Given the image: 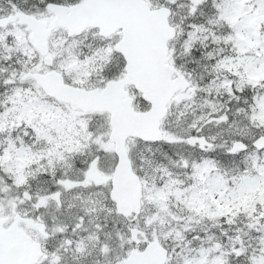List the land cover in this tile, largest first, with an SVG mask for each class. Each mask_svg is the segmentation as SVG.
Listing matches in <instances>:
<instances>
[{
  "label": "snow or ice",
  "instance_id": "obj_1",
  "mask_svg": "<svg viewBox=\"0 0 264 264\" xmlns=\"http://www.w3.org/2000/svg\"><path fill=\"white\" fill-rule=\"evenodd\" d=\"M0 264H264V0H0Z\"/></svg>",
  "mask_w": 264,
  "mask_h": 264
}]
</instances>
